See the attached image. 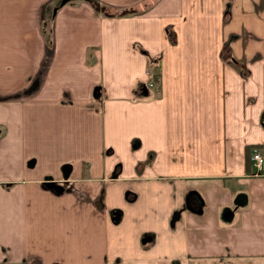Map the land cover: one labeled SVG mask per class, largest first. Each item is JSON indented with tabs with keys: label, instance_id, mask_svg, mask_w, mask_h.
I'll list each match as a JSON object with an SVG mask.
<instances>
[{
	"label": "crops",
	"instance_id": "1",
	"mask_svg": "<svg viewBox=\"0 0 264 264\" xmlns=\"http://www.w3.org/2000/svg\"><path fill=\"white\" fill-rule=\"evenodd\" d=\"M255 146L264 0H0V264H264Z\"/></svg>",
	"mask_w": 264,
	"mask_h": 264
},
{
	"label": "built area",
	"instance_id": "2",
	"mask_svg": "<svg viewBox=\"0 0 264 264\" xmlns=\"http://www.w3.org/2000/svg\"><path fill=\"white\" fill-rule=\"evenodd\" d=\"M252 164L254 166V173H260L262 171L264 156L259 146H255L251 152Z\"/></svg>",
	"mask_w": 264,
	"mask_h": 264
},
{
	"label": "water",
	"instance_id": "3",
	"mask_svg": "<svg viewBox=\"0 0 264 264\" xmlns=\"http://www.w3.org/2000/svg\"><path fill=\"white\" fill-rule=\"evenodd\" d=\"M48 186H54L55 185V183H54V181H47V182H45Z\"/></svg>",
	"mask_w": 264,
	"mask_h": 264
},
{
	"label": "rangeland",
	"instance_id": "4",
	"mask_svg": "<svg viewBox=\"0 0 264 264\" xmlns=\"http://www.w3.org/2000/svg\"><path fill=\"white\" fill-rule=\"evenodd\" d=\"M124 261V260H123Z\"/></svg>",
	"mask_w": 264,
	"mask_h": 264
},
{
	"label": "trees",
	"instance_id": "5",
	"mask_svg": "<svg viewBox=\"0 0 264 264\" xmlns=\"http://www.w3.org/2000/svg\"><path fill=\"white\" fill-rule=\"evenodd\" d=\"M247 151V150H246Z\"/></svg>",
	"mask_w": 264,
	"mask_h": 264
}]
</instances>
